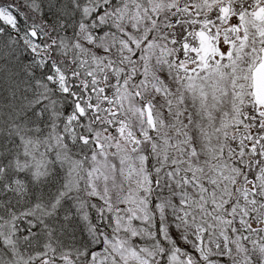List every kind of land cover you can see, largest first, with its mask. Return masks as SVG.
I'll use <instances>...</instances> for the list:
<instances>
[{
  "label": "snow or ice",
  "instance_id": "6c2138e0",
  "mask_svg": "<svg viewBox=\"0 0 264 264\" xmlns=\"http://www.w3.org/2000/svg\"><path fill=\"white\" fill-rule=\"evenodd\" d=\"M0 264H264V0H0Z\"/></svg>",
  "mask_w": 264,
  "mask_h": 264
}]
</instances>
